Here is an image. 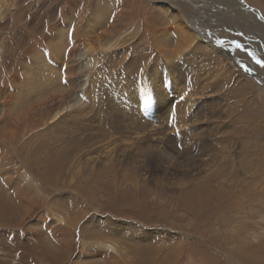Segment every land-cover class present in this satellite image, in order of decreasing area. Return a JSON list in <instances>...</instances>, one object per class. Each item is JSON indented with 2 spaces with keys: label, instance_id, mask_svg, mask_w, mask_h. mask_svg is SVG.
<instances>
[{
  "label": "rangeland",
  "instance_id": "374dc122",
  "mask_svg": "<svg viewBox=\"0 0 264 264\" xmlns=\"http://www.w3.org/2000/svg\"><path fill=\"white\" fill-rule=\"evenodd\" d=\"M127 1L124 7L125 0H91L93 3L84 9L82 0H0V190L5 193L0 195V264H244L249 255L238 251L240 243L257 246L264 242V198H250L247 205H251L253 211L249 214H245L247 209L244 208L242 213L238 212L237 203L232 202L228 192L226 195L214 194L202 207L201 203L197 205L191 200L188 187L177 192L169 189L161 192L155 183L165 182V171L156 165V171L149 169L140 173L132 164L123 165L125 169L121 166L114 169L111 164L105 169L95 161H86L96 157L91 154L94 149L91 147L100 145L106 134H95L97 139H94L89 138L87 132H78L79 115L91 112L88 119L93 126L107 109L104 106L93 110L87 104L89 97L86 95L82 99L84 106L77 105L81 106L78 110L67 112L68 104L76 94H84L85 87L78 84L80 79L100 72L101 80H104L102 88L106 90L100 92L104 99L121 101L112 108L113 112H118L116 117L120 121L123 119L121 112L135 110L142 102H149L150 113L139 108L141 115L145 118L147 114L151 119L156 78L150 75V70L154 67L163 70L162 77L171 78L181 54L176 55L178 43L161 47L163 28L173 24L170 0H138L134 9L135 21L115 22L122 10L131 9L135 3ZM218 1L193 0V3L180 1L179 4L188 11V15L183 16L189 30L195 33L191 49H199L198 57L205 53L203 45L198 43L201 36L211 42H223L214 45L216 52L210 58L213 62L210 68L221 75L223 84L187 86L182 82L178 89L185 97H192V101L196 94L203 98L205 105L201 113L206 115L204 125L210 131L211 147L216 152H221L223 142L214 137L229 127L232 120L245 116L250 122L259 123L262 127L243 135L249 141L245 143V153L254 162L259 158V150H264V92L260 88L264 85L261 81L264 67L256 62L264 61V52L253 46L246 29L237 31L231 19L230 24L220 26L221 22L217 20L224 16L212 14L215 7L222 8L221 0ZM246 1L264 17V2ZM230 4L231 9L234 8L232 0ZM211 6L213 10L209 11ZM99 10L106 18L101 16V20L88 27V18L97 15ZM263 21H259L260 25ZM111 27H114V33L110 31ZM77 29H85L87 34L91 33L90 37L95 31L104 32L105 37L101 42L82 40L77 57H69L70 50L78 42L74 40ZM259 30L263 37L262 25ZM60 32H63L60 41L51 40ZM237 44L242 47L237 48ZM65 45L66 49L62 50ZM86 49H90V53L80 57ZM160 50H168L167 55ZM131 61L137 65L134 72L128 71ZM164 85L162 82V87ZM164 88L172 91L171 86ZM131 91L137 92L139 98L131 100ZM58 113L61 115L56 118ZM132 128H126V131L130 132ZM182 132L167 135V141L170 137L179 139ZM81 144L83 148L77 151ZM179 149L183 152L182 146L179 145ZM165 150L172 154L171 148ZM47 158H50L48 162L57 163L58 172L54 170L51 174V169H38L40 161ZM61 158L67 159L68 165L60 173ZM44 171H49L45 182L39 177ZM148 171L150 173L146 175ZM190 175L197 177L193 180L197 186L202 185L198 173ZM171 180L175 185L174 179ZM11 182H30L40 187V198H37L40 203L34 204L29 213L24 212L28 213L26 216L21 214L26 206L9 210L12 200L17 204L16 195L10 193L11 186H7ZM257 186L264 192V182ZM197 189L195 191L199 192ZM234 190L236 193L245 188L234 186ZM6 191L11 196L7 201L6 194L10 196ZM34 191L30 196L32 200L38 195ZM59 197L65 204H56V211H66L63 207H69L70 200H75L82 209L83 218L72 216L69 221L66 216L67 219L56 226L54 235L48 229L53 219L49 214L48 223H39L47 208L40 205L45 198L55 202ZM235 198L241 201L237 196ZM88 199H93L92 202L95 199L94 205H88ZM70 212L76 213L75 209ZM88 223L93 224L89 228L95 233L94 240L81 238L79 230ZM227 223L232 226L227 227ZM66 227L69 228L67 231ZM26 228L33 233L27 234ZM235 234L238 238H231ZM64 236L69 237L71 251L66 259H51L55 248L64 250L58 242ZM82 241L86 244L84 250L80 249ZM106 243H111L112 248L105 247Z\"/></svg>",
  "mask_w": 264,
  "mask_h": 264
},
{
  "label": "bare ground",
  "instance_id": "6f19581e",
  "mask_svg": "<svg viewBox=\"0 0 264 264\" xmlns=\"http://www.w3.org/2000/svg\"><path fill=\"white\" fill-rule=\"evenodd\" d=\"M126 1L127 0H125L124 7L126 5ZM170 1L172 10V21L174 25L171 23V25L163 28V32L161 34V42H163V44L161 45V47H164V44H166L167 46H171L172 43H178L179 47H177L176 55H179L180 53L181 54L178 63L173 68V73L171 76L174 78H170V76L162 77L163 70L157 69L155 67L150 70V75L155 76L156 78L154 81L155 96L151 107L153 115L151 117L152 121L150 117L147 116V114H145V118H143L139 111L140 108L145 111V113H150L149 102H142L137 109L129 111L127 113L121 112L123 119L120 121L116 117L118 112H113L112 108L115 104L121 103V101L114 102L113 100H109V98H107V100L104 99V96L101 93L106 92V90L102 88L104 80H101L100 72H98V74L96 75H92V77L86 75L85 77L80 79L78 84L81 87H85L84 94L83 92H81L82 96H79V92L76 94L77 96L69 102L67 112L78 110L79 107L84 106L85 103H83L82 99L84 98L83 96L86 97V95H88L89 97V103L87 104H89V106L92 107L93 110L96 111L101 107L106 106L107 111H105V115H102L103 117L99 116L93 126L90 125V121L88 119V116L91 115V112H86L84 114L79 115L80 123L77 124L78 132H87L90 136L89 138H94L95 134H106L102 139L100 145L93 144L91 147L94 148L93 150H91V154L96 157L87 158L86 161H95L97 165L99 164L102 167H106L105 169H108L107 166L111 164L112 168L114 169H117V167L119 166L125 169L126 167H124L123 165L132 164L137 166L138 172L140 173H145L149 169L152 171H156V165L165 171V174L163 175L165 178V182L155 183V186L161 192H165V190L167 189L171 190V192H177L178 189H186V187H188L191 189V200H194V202H196L195 204L197 205L201 203L202 207L207 202V199L213 198L214 194L216 196H219L221 194L226 195L229 193L228 197L231 198L232 202L234 201L237 203L238 212L242 213L241 209L244 208L247 209V212H245V214H249L253 211L252 209H250L252 206L247 205L250 198H254L255 196L258 197H256L258 200L264 198V192L262 190H258L259 187L257 186V184H262L264 182V150H259V158L256 159V161L253 162L249 160L250 156L245 153V148L247 145L245 143H249V141L244 138L243 135L246 133L248 135L251 130H257L258 127L262 126L256 121L250 122L245 116L241 117L236 121L232 120L231 125L229 127L224 128L221 134H217L214 137V139H219L223 142L221 152H216V149L214 147H211L213 138L207 126L204 125L206 115L201 113V108L205 105L203 98L198 97L199 94H196L194 95L196 96L195 100L192 101V97H185L179 91L178 84L182 82L187 86L198 85L203 83L210 84L213 86H221L223 84V81L220 79L221 75L213 72L210 68V65L213 63L212 61H210V58H212L214 53L216 52V47L214 45H216L217 43L208 41L207 37V40H204V38L201 36L198 39V43L200 46L201 44L203 45V50L205 53H203L201 57H198L199 49L197 51L191 49V44L195 43V33L193 34L191 30H189L188 24L184 20L183 16V14L187 16L188 11L183 10L181 5L179 4L180 1H184L185 3H193V0ZM133 2L135 3L133 4L132 8L129 10H122L118 17L116 16L117 19L115 22L129 23L135 21L134 9L138 0H133ZM230 2L231 0H221L222 8L218 9L215 7L217 6L216 4H212L215 7V11L213 10V6H211L209 11L213 10L212 14L217 16H224L217 20V22H221L220 26H222V24L224 23L230 24L232 20V25L237 29V31L240 32L246 29L248 36L251 38L250 42L252 43L253 41V46H256L258 49L260 48L259 50L261 52H264V34L262 37L259 33L261 25L264 28V21L261 23V25L259 22L261 21V17H263V14L259 11H255V9H253L252 6L246 0H232V4L234 7L232 9ZM257 2H264V0H257ZM92 3L91 0H82V7L86 9L88 8V5ZM190 6L194 7L193 4H191ZM102 12V10H99V12H97V15L89 17L87 26L89 27L90 24L94 22L96 23V21L101 20V16L105 17ZM84 18L82 19V21L80 20L78 22V27L81 26L82 22L84 21ZM70 21H72V19H70ZM61 25H59L58 28L61 27ZM64 25L66 24L64 23ZM209 28L214 30L211 26H209ZM77 30L78 32L75 33L74 40H77L78 42L77 45L70 50L69 57H77L76 55L79 52L78 45L82 42V40L86 43L95 40L101 42L105 37L104 32L98 33L95 31L92 34L93 36L90 37L91 33L87 34V31H85V29ZM110 31L114 33V27H111ZM62 38L63 32H60L57 34L55 33L51 40L60 41ZM176 38L177 40H175ZM211 39H213V37H211ZM46 40L50 41L48 37L46 38ZM65 49L66 45L62 47V50ZM90 51V49H86V51H82L79 55L80 57H87ZM160 52L163 55H167L168 50H160ZM54 53L55 55L57 54V52ZM164 58H167V56H164ZM135 69H137V65L134 61H131L128 65V71L134 72ZM166 74L168 75V73ZM261 81H264V79H261ZM162 82L165 84L163 87ZM166 86H171L172 91H169L168 88H164ZM260 88L262 89V92H264V85ZM96 91L99 93H96ZM129 95L131 100L139 98L137 92L134 91H131ZM80 104L81 106H77ZM60 115L61 113H58L56 118H58ZM96 115L98 114H94L93 116ZM155 120H157L156 123L154 122ZM118 121H120L121 123H119ZM169 121L171 122L170 124ZM171 124L175 125L170 127ZM129 127L133 128L130 132H127L126 128ZM181 132L182 136L179 137V139H177L176 137H170L168 139L169 141H167V135L172 133L177 134ZM225 136H227V139H225ZM169 142H172V145H170ZM179 145L182 146L183 152L179 149ZM82 148L83 145L81 144V146L77 148V151ZM166 148H171L172 154L166 152ZM49 159L50 158L42 159L40 161V167L38 168L41 169V167H44L47 169H51L50 172L44 171L43 173L39 174V177L43 182H45L46 173L49 172L52 174V171L54 170L58 172L57 163H50L48 162ZM66 161L67 159H65L64 161L62 158L60 159V173L62 171H65V168L68 165ZM244 162L245 165H243ZM33 163V166L36 168L35 161H33ZM149 173L150 171H148L146 175ZM194 173H198L197 176L202 177V185L197 186L194 183V181L197 179L196 176H189V174ZM51 178L52 176L48 179V181H50ZM171 179H174L175 185L172 183ZM47 185H49V183H47ZM7 186H11L10 193L14 192L17 197V204L12 200V205L9 206L10 208L8 207L9 210H17L18 206L19 208L22 206V208H24L26 206L25 211L24 209H22L23 211L21 212L22 216H26L29 213V210H32L34 204L38 202L40 203L37 198H40L41 192L40 187H38L37 185L30 182L24 184L11 182ZM234 186H242L245 188V190L237 191L235 193L236 190H234ZM196 187L199 189V192L195 191ZM190 189L186 191H189ZM33 190H35L34 192L38 194L37 196L35 195L36 197L34 198V200L30 199ZM7 193L9 194V192ZM2 194L3 196L5 195V193H2L0 190V195ZM186 194L188 195V193ZM197 194H199L200 196H198ZM233 194L240 198L241 201L238 202L235 196H233ZM9 199H11V196L8 197V195L6 194V201ZM62 200L63 199L59 197L57 198V201L52 202L49 198H45L44 200H42V203L40 205L41 207H43V209H45L44 207L47 208L40 216L44 219H42L43 222L41 223V220L39 223L43 224L45 221L46 223H48L47 219L49 214V217H52L53 219L52 222L49 224L48 229L50 233L54 235H56V226H59L61 221H65L63 219H67L66 216L69 218V221L72 216H81L83 218L82 209L75 200H70L71 203L70 205L68 204L69 207L67 205V207H63L66 211H56V204H65L63 202L64 200ZM92 200L88 199L86 200V203L92 206L94 205L93 203H95V199L94 202H92ZM243 201H247L246 204H244ZM40 206L38 208H40ZM74 209L76 213L70 212ZM24 212L28 213L24 214ZM221 217L222 215H220V219H222ZM62 224L64 225V223ZM90 226H93V224L88 223L84 227L80 228L79 231L81 234V238H84L83 240H94L95 233L90 230ZM226 226L231 227L232 225L227 223ZM51 228H55V230ZM68 229L69 228L66 227L65 231H67ZM30 231L32 230L28 228L27 234L33 233H31ZM39 231L41 230L39 229ZM21 232H23V230H21L20 233ZM34 234L41 235L40 232H35ZM236 237L238 238V235L235 234L234 237L231 238ZM68 239L69 237L66 238L64 236L61 238L60 241H58L66 251L55 248L54 252H52L51 259L56 260L59 258V260H61V257L63 259H66V255L68 254V252L71 251L69 248ZM85 245V241H82L80 249L84 250L86 247ZM105 247L112 248V244L106 243ZM240 247L241 248H239L238 251L241 250L243 253L249 255L245 257L244 264H251L252 262L250 261V259L253 261V263L264 264V242L257 246L254 244L252 246H249L248 244L243 245L240 243ZM235 250L237 251V249ZM258 257H260L259 260ZM46 259L48 260V257Z\"/></svg>",
  "mask_w": 264,
  "mask_h": 264
},
{
  "label": "snow or ice",
  "instance_id": "6c2138e0",
  "mask_svg": "<svg viewBox=\"0 0 264 264\" xmlns=\"http://www.w3.org/2000/svg\"><path fill=\"white\" fill-rule=\"evenodd\" d=\"M261 19H264V17H261ZM217 43H218V44H223L222 41H217ZM236 47H237V48H240V47H242V46H241L240 44H237ZM256 62H257L258 64H260L262 67H264V61H262V60H257Z\"/></svg>",
  "mask_w": 264,
  "mask_h": 264
}]
</instances>
